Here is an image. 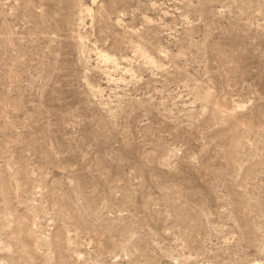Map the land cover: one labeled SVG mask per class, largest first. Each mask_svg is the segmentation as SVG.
Returning a JSON list of instances; mask_svg holds the SVG:
<instances>
[{"label":"rangeland","instance_id":"rangeland-1","mask_svg":"<svg viewBox=\"0 0 264 264\" xmlns=\"http://www.w3.org/2000/svg\"><path fill=\"white\" fill-rule=\"evenodd\" d=\"M0 264H264V0H0Z\"/></svg>","mask_w":264,"mask_h":264}]
</instances>
